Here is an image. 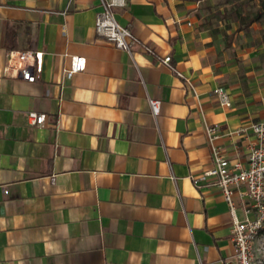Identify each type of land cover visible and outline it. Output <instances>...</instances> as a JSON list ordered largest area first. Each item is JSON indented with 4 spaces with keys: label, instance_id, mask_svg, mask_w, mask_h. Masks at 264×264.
<instances>
[{
    "label": "crops",
    "instance_id": "crops-1",
    "mask_svg": "<svg viewBox=\"0 0 264 264\" xmlns=\"http://www.w3.org/2000/svg\"><path fill=\"white\" fill-rule=\"evenodd\" d=\"M100 11L99 0H0V264H235L229 207L198 179L212 165L205 124L224 156L247 160L255 137L241 130L264 120V60L240 51L235 21L205 0L114 8L155 55L98 36ZM13 50L43 52L37 81L5 76ZM73 56L86 68L68 79Z\"/></svg>",
    "mask_w": 264,
    "mask_h": 264
},
{
    "label": "built area",
    "instance_id": "built-area-1",
    "mask_svg": "<svg viewBox=\"0 0 264 264\" xmlns=\"http://www.w3.org/2000/svg\"><path fill=\"white\" fill-rule=\"evenodd\" d=\"M124 4V0H99L100 13L96 17L94 30L96 34L114 44L118 49L132 54L133 47L138 46L149 55H155L154 50L140 41L126 27L120 25L115 18L114 8ZM44 54L37 50L8 51L4 74L10 78H20L26 82L37 81L43 70ZM159 60L177 77L183 79L195 93L189 78L177 70L172 64L170 55ZM86 59L79 56L70 58V64L64 69V76L70 79L74 74L83 72ZM220 104L231 105L229 95L222 86L214 90ZM153 116L159 113L160 101L149 99ZM27 121L31 126H39L45 122V114L28 112ZM255 137L249 146V154L245 162L230 159L223 155L216 145L219 138L215 125L205 124V133L210 146L212 165L202 172L198 179L207 181L208 186L220 190L231 214V240L235 248V264H250L253 253V243L264 228V120L253 123L248 129ZM195 180L196 178H192ZM238 199L242 209V219L235 213Z\"/></svg>",
    "mask_w": 264,
    "mask_h": 264
},
{
    "label": "rangeland",
    "instance_id": "rangeland-1",
    "mask_svg": "<svg viewBox=\"0 0 264 264\" xmlns=\"http://www.w3.org/2000/svg\"><path fill=\"white\" fill-rule=\"evenodd\" d=\"M205 6L221 16V20H234L238 26L235 42L240 51L250 49L251 54L264 60V0H205ZM260 14L251 25L247 21ZM237 215L242 219L240 210ZM250 264H264V228L253 243Z\"/></svg>",
    "mask_w": 264,
    "mask_h": 264
},
{
    "label": "trees",
    "instance_id": "trees-1",
    "mask_svg": "<svg viewBox=\"0 0 264 264\" xmlns=\"http://www.w3.org/2000/svg\"><path fill=\"white\" fill-rule=\"evenodd\" d=\"M260 16V14H257V16H255V17H253V18H251V19H249L248 21H247V25H251L252 23H254L256 20H257V18Z\"/></svg>",
    "mask_w": 264,
    "mask_h": 264
}]
</instances>
